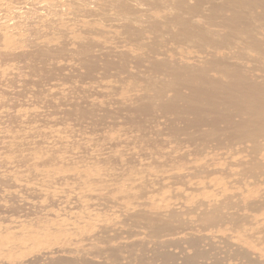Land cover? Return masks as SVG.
I'll list each match as a JSON object with an SVG mask.
<instances>
[{
    "label": "rangeland",
    "instance_id": "374dc122",
    "mask_svg": "<svg viewBox=\"0 0 264 264\" xmlns=\"http://www.w3.org/2000/svg\"><path fill=\"white\" fill-rule=\"evenodd\" d=\"M0 264H264V0H0Z\"/></svg>",
    "mask_w": 264,
    "mask_h": 264
}]
</instances>
